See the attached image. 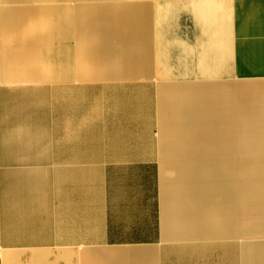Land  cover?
Listing matches in <instances>:
<instances>
[{
	"label": "crops",
	"instance_id": "0c3cea01",
	"mask_svg": "<svg viewBox=\"0 0 264 264\" xmlns=\"http://www.w3.org/2000/svg\"><path fill=\"white\" fill-rule=\"evenodd\" d=\"M229 78L264 0H0V264H264V81Z\"/></svg>",
	"mask_w": 264,
	"mask_h": 264
},
{
	"label": "rangeland",
	"instance_id": "374dc122",
	"mask_svg": "<svg viewBox=\"0 0 264 264\" xmlns=\"http://www.w3.org/2000/svg\"><path fill=\"white\" fill-rule=\"evenodd\" d=\"M6 37L4 36V42L5 41ZM6 44V43H4ZM261 81H264V79H261V80H245V81H236L232 78H229V80L225 81V80H214V82H218V83H222V84H229V83H245V82H261ZM46 131H41L42 134H44ZM161 174H162V178L165 176V172L162 170L161 171ZM94 250L96 251H105V250H117V249H112V248H108V247H105V248H94ZM80 257H75L74 260L76 259H79Z\"/></svg>",
	"mask_w": 264,
	"mask_h": 264
}]
</instances>
